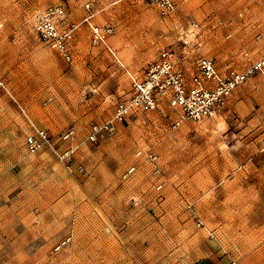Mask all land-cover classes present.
Masks as SVG:
<instances>
[{"label": "rangeland", "instance_id": "1", "mask_svg": "<svg viewBox=\"0 0 264 264\" xmlns=\"http://www.w3.org/2000/svg\"><path fill=\"white\" fill-rule=\"evenodd\" d=\"M175 3L162 16L149 0H0V41L16 46L11 69L26 67L22 40L42 46L62 86L78 92L80 115L57 134L45 130L51 148L36 150L20 111L0 125V264H264L263 75L237 86L214 119L183 121L164 97L84 141L129 94L102 102L85 84L106 62L97 46L138 79L166 49L190 75L199 58L224 75L264 56V0ZM48 7L64 11L56 27L69 60L34 31ZM91 28L104 44L92 43ZM9 64L0 62L1 75ZM16 101L0 84V104Z\"/></svg>", "mask_w": 264, "mask_h": 264}, {"label": "built area", "instance_id": "2", "mask_svg": "<svg viewBox=\"0 0 264 264\" xmlns=\"http://www.w3.org/2000/svg\"><path fill=\"white\" fill-rule=\"evenodd\" d=\"M149 2L160 10L162 16H170L176 11L174 0H149ZM86 9H89L88 6ZM64 15L61 8H46L39 14L34 31L42 41L49 43L66 60H69L66 34L59 33L56 27V21H62ZM91 37L94 45L104 44L98 29L91 28ZM255 75L264 76V56L244 71L228 69L224 75L216 70L212 60L199 58L196 60L195 73L190 75L178 68L174 51L163 50L158 61L145 70L141 79L130 76L128 97L117 103L112 120L92 127L84 141L94 142L110 136L114 131L112 122H122L137 111L150 110L164 97L169 107L175 110L183 121L198 122L214 119L225 107L227 96L237 86ZM31 129L32 132L26 138V145L30 150H36L41 146L51 148V140L46 132L32 124ZM72 134V130L67 131L61 136V141L69 140ZM132 171L133 169L128 170L124 177ZM65 244V241L62 242L56 250Z\"/></svg>", "mask_w": 264, "mask_h": 264}, {"label": "crops", "instance_id": "3", "mask_svg": "<svg viewBox=\"0 0 264 264\" xmlns=\"http://www.w3.org/2000/svg\"><path fill=\"white\" fill-rule=\"evenodd\" d=\"M21 42L23 63L26 67L20 70L19 68L11 69V65L9 64L15 61V43L11 44L0 41V62H7V64H9L6 65V72L2 75L0 74V84L6 86L7 93L14 101L17 100L16 102H20V105L17 103V108L10 103L0 104V125H4V121H6L8 117L10 118L11 115L15 117L18 110L27 121L28 125L26 128L30 133L32 132V124L39 130H48L51 134H57L63 128L61 120L80 118L77 105L72 103L74 94L77 96L78 92L75 91L73 93L70 84L62 86V72L51 71L50 63L47 60L48 52L45 48L39 45L32 46L29 40H22ZM106 47L115 57V53L107 45ZM93 51L96 54H101L104 57L103 60H106V62L103 64L102 72L97 70V68L96 70H92L93 72L90 73L91 80H87L85 84L91 87L97 95L99 93L103 94L102 97H99L102 102L107 101L105 96L123 95L127 93L129 91L128 87L130 88L128 79H130V76L136 77L131 74L133 73L132 70L129 72L128 69L121 64L120 60L115 57L116 62L125 69V74L121 73L119 68L112 64V60L105 54L101 46L93 48ZM95 56L96 55H93V57ZM4 59H6V61H4ZM76 62L78 63V61ZM76 68H78V66ZM134 71L141 76V71H137L136 69ZM99 75L100 77H97ZM68 85H70V87ZM74 86L76 85H73V87ZM102 108H104V103L101 106L95 104L93 108H91L92 116L96 117L98 114H101ZM8 112L13 114L10 115ZM105 112H107V110H105Z\"/></svg>", "mask_w": 264, "mask_h": 264}]
</instances>
